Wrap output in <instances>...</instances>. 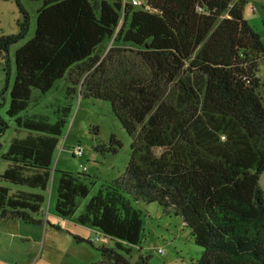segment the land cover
<instances>
[{
  "label": "trees",
  "instance_id": "1",
  "mask_svg": "<svg viewBox=\"0 0 264 264\" xmlns=\"http://www.w3.org/2000/svg\"><path fill=\"white\" fill-rule=\"evenodd\" d=\"M31 1L42 6L34 37L15 53L0 225H50L44 193L79 95L107 102L132 141L124 175L90 198L91 175L60 172L55 213L114 242L93 264H151L141 202L182 218L204 249L197 264H264V44L244 0ZM17 3L24 21L18 35H0L3 56L28 29ZM60 83L56 111L30 114ZM7 127L0 116V132ZM121 147L112 135L93 149Z\"/></svg>",
  "mask_w": 264,
  "mask_h": 264
},
{
  "label": "rangeland",
  "instance_id": "2",
  "mask_svg": "<svg viewBox=\"0 0 264 264\" xmlns=\"http://www.w3.org/2000/svg\"><path fill=\"white\" fill-rule=\"evenodd\" d=\"M17 1L0 0V35L19 34V24L24 21V15ZM19 1L29 15L27 32L22 39L12 45L8 56L0 54V116L9 124V127L0 132V174L5 168L2 155L7 152L11 138L15 136L14 122L6 115L10 103V91L16 76L15 53L34 37L37 12L42 6L40 1ZM124 1L131 4L133 0ZM243 15L259 33L264 44V0H244ZM257 77L260 81L259 93L264 98V58L259 61ZM57 86L30 110V114L52 115L51 113L56 111V107H49L57 106L60 101L62 102V93L65 88L64 83ZM112 135L122 144L119 152L105 156L96 153L93 146L108 143ZM131 142V138L107 102L82 98L79 95L74 96L73 111L54 160L51 183L48 191L44 193L45 220H48L51 226L47 228L45 223L42 227L22 226L19 223H14L18 225L14 227L0 225V264H93L99 262L100 248L114 247V242L104 239L99 232L77 223L75 219L61 218L55 213L60 172L91 175L95 186L90 198L100 186L124 175L130 158ZM78 145L81 146V155L74 150ZM74 153L76 156L73 155ZM1 185L2 182H0ZM260 185L264 190V173L260 177ZM85 202V200L82 201L79 212L84 208ZM137 207L143 212L145 230L143 252L151 256V264L198 263L204 249L195 243L190 229L184 225L180 216L166 213L158 204L141 202ZM96 238H99V241H96ZM158 249H161L162 253H159ZM137 257L136 253L134 260Z\"/></svg>",
  "mask_w": 264,
  "mask_h": 264
},
{
  "label": "built area",
  "instance_id": "3",
  "mask_svg": "<svg viewBox=\"0 0 264 264\" xmlns=\"http://www.w3.org/2000/svg\"><path fill=\"white\" fill-rule=\"evenodd\" d=\"M132 4H133L134 6H139V5H141V1H140V0H133V1H132ZM77 153H78L79 155L82 154V151L80 150V148L77 149ZM96 241H99V238H96ZM158 251H159L160 253H162V250H161V249H159Z\"/></svg>",
  "mask_w": 264,
  "mask_h": 264
},
{
  "label": "crops",
  "instance_id": "4",
  "mask_svg": "<svg viewBox=\"0 0 264 264\" xmlns=\"http://www.w3.org/2000/svg\"><path fill=\"white\" fill-rule=\"evenodd\" d=\"M4 225H8V226H18L17 224H14V223H5ZM51 225V224H50ZM45 226L48 228V226L46 225V223H45Z\"/></svg>",
  "mask_w": 264,
  "mask_h": 264
},
{
  "label": "flooded vegetation",
  "instance_id": "5",
  "mask_svg": "<svg viewBox=\"0 0 264 264\" xmlns=\"http://www.w3.org/2000/svg\"><path fill=\"white\" fill-rule=\"evenodd\" d=\"M3 119V118H2ZM4 121H6L5 119H3ZM6 122H8V121H6Z\"/></svg>",
  "mask_w": 264,
  "mask_h": 264
}]
</instances>
